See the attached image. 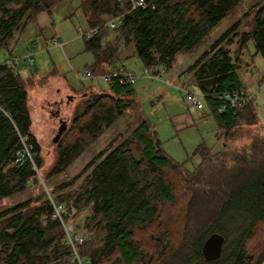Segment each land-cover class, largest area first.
I'll return each mask as SVG.
<instances>
[{
  "label": "trees",
  "instance_id": "1",
  "mask_svg": "<svg viewBox=\"0 0 264 264\" xmlns=\"http://www.w3.org/2000/svg\"><path fill=\"white\" fill-rule=\"evenodd\" d=\"M60 1L0 0V52L12 56L11 48L38 16L50 14ZM241 1L145 0V8L132 9L129 0H80L78 7L89 28L124 14L119 26L124 41L133 45L144 68H157L153 74H158L159 67L167 71L179 54L193 51ZM249 18L251 29L240 33ZM102 32L83 37L85 51L94 58L88 70L95 75L111 66ZM236 39L239 52L252 41L264 61V3L251 4L187 68L192 88L205 95L216 122L220 150L199 144L193 153L199 164L188 171L165 153L149 122L138 118L129 123L126 137L83 167L82 172L91 168L86 187L70 202L77 209L90 208L84 219L89 236L79 251L91 263L264 264V135L245 146L229 143L238 126L259 127L251 99L241 110L226 106L217 112L224 94L245 90L238 56L227 49ZM43 81L33 83L38 87ZM133 84L111 81L107 92L89 96L57 139L50 174L65 169L124 115L135 101ZM28 92L15 68L0 65V201L24 190L36 175L29 163H14L20 138L32 145L41 167ZM44 193L34 205L27 200L0 212V264H72L62 227L52 216L50 193ZM213 232L224 238L221 254L205 260L201 246Z\"/></svg>",
  "mask_w": 264,
  "mask_h": 264
},
{
  "label": "rangeland",
  "instance_id": "2",
  "mask_svg": "<svg viewBox=\"0 0 264 264\" xmlns=\"http://www.w3.org/2000/svg\"><path fill=\"white\" fill-rule=\"evenodd\" d=\"M79 3L80 0H62L56 3L50 14L41 13L32 28L19 38L11 48L12 56H9L7 51L0 52V62L3 56L20 60L25 57L33 59L31 64H23L21 61L15 67V71L27 81L31 133L39 146L41 158V167H38L34 160L33 171L36 175L26 183L25 189L0 201V212L27 200L30 205H34L38 203V198L44 199V192L47 195L50 193L54 200L58 198L64 203L72 201L86 187V176L91 168L82 172L83 167L96 154L108 152L120 138L126 137L130 131L129 123L133 124L138 118L149 122L165 153L174 161L184 163L188 171L199 164V158L193 155L199 144H204L213 151L220 150L221 141L216 138L218 128L209 114L204 98L198 96L200 104L194 107L187 105L185 101L183 89L199 94L197 90L191 89L192 72L187 68L199 54L208 49L214 39L239 19L251 4L264 3V0H242L193 51L179 54L171 69L165 71L159 67L158 74H153V70L157 68L149 69L155 78L147 79L141 75L144 67L136 57L128 60L126 66L136 77L133 84L134 104L123 116L118 117L109 127L104 128L90 140L87 147L79 151L65 169L57 174H50L56 160V145L53 138L59 126L58 118L51 115L58 107L54 102L63 100L59 107V117L65 116V123L69 127L74 113L82 110L83 103L91 94L107 92V85L102 80L81 79L94 58L84 49L82 33L88 32L90 28L78 7ZM250 29L249 18L241 24L239 32H248ZM100 34L103 35L102 43L111 65L115 60L119 61V64L122 63L118 59L119 56L130 57L132 44L124 41L120 27ZM54 40H58L61 46L54 45L52 43ZM227 49L233 58L238 56L240 81L245 91L252 95V104L259 122L257 128L244 126L236 128V137L229 143L234 146H245L253 138H261L259 136L264 135V61L255 51L252 41H248L247 47L241 52L238 51L237 39L227 46ZM113 58L115 59L112 60ZM40 80L44 81L38 87L35 86L33 82ZM185 84L188 85L183 88ZM65 95H69L70 100H67ZM66 101L68 104L64 105ZM174 118L179 124L177 129ZM262 196L263 193H260L257 197ZM81 207L75 209L70 222L78 231L88 232L84 227V219L90 208Z\"/></svg>",
  "mask_w": 264,
  "mask_h": 264
},
{
  "label": "built area",
  "instance_id": "3",
  "mask_svg": "<svg viewBox=\"0 0 264 264\" xmlns=\"http://www.w3.org/2000/svg\"><path fill=\"white\" fill-rule=\"evenodd\" d=\"M129 2L130 7L132 9L145 8L147 6L145 0H129ZM122 20V13L114 17L107 18L101 23L90 28L88 32H83L82 36L90 38L100 30L106 31L117 29L122 24ZM52 43L54 45L61 46L58 40H54L52 41ZM21 61L23 64H31L33 62V59L31 57H25L20 60L11 57H4L3 60L0 62V65L15 68ZM141 75L147 79H152L156 77L151 75L149 69L147 68H144L143 71H141ZM81 79H99L102 80L104 83L116 81L119 84H133L135 82L136 77L130 70L122 67L121 65H116L109 68L106 73L100 75H95L87 69L82 75ZM182 91L185 95V101L189 106L194 107L200 104V101L197 98L198 96H201L202 98L205 97V95L200 92L199 94H196L193 91H188L184 89ZM251 98L252 95L247 93L243 89H238L230 93H226L221 97L224 103L220 107H218L217 112H221L223 109H225L226 106L235 110H241ZM20 142L22 148L17 152L14 163L19 165L29 163L31 165L32 170H35L33 164L34 153L32 151V145L28 143L24 138H20ZM48 200L52 207V216L59 221L64 234V242L70 248V262L72 264H93L90 262V259L88 257L81 255L79 251L80 247H82L83 244L86 242L88 238V233L84 232L83 230L78 231L76 226L70 222V219L75 213L76 207L72 204V202H58L54 200L50 195H48Z\"/></svg>",
  "mask_w": 264,
  "mask_h": 264
},
{
  "label": "water",
  "instance_id": "4",
  "mask_svg": "<svg viewBox=\"0 0 264 264\" xmlns=\"http://www.w3.org/2000/svg\"><path fill=\"white\" fill-rule=\"evenodd\" d=\"M36 72V69H34ZM66 124L63 122L56 139L59 138L60 134L64 131ZM57 141V140H56ZM224 238L221 234L213 232L209 234L203 241L201 246V254L205 260L217 259L221 254L222 245Z\"/></svg>",
  "mask_w": 264,
  "mask_h": 264
},
{
  "label": "flooded vegetation",
  "instance_id": "5",
  "mask_svg": "<svg viewBox=\"0 0 264 264\" xmlns=\"http://www.w3.org/2000/svg\"><path fill=\"white\" fill-rule=\"evenodd\" d=\"M65 98L67 99V100H70V96L69 95H65ZM62 103H63V100H58V101H55L54 102V104L55 105H57L58 107H56L55 109H54V112H51V115L52 116H54V117H57L58 118V123H59V126H58V128H57V132H56V134H55V136H54V138H53V141H55V144H56V136H57V134L59 133V130H60V128H61V125H62V123L64 122H66V118H65V116H63V117H59V107L62 105ZM68 104V101H66V102H64V105H67ZM66 124V123H65ZM67 125V124H66Z\"/></svg>",
  "mask_w": 264,
  "mask_h": 264
},
{
  "label": "crops",
  "instance_id": "6",
  "mask_svg": "<svg viewBox=\"0 0 264 264\" xmlns=\"http://www.w3.org/2000/svg\"><path fill=\"white\" fill-rule=\"evenodd\" d=\"M106 32V31H105ZM107 40V39H106ZM105 42H107V41H105ZM132 57H136V55H135V52H134V48H133V45H132V53H131V55H130V57L129 56H123L122 55V57L121 56H119L118 57V59H120L121 61H122V63H118L119 61H117V60H115L114 61V63L109 67V68H111V67H113V66H116V65H121V66H123L124 68H126V69H128L127 68V66H126V62L128 61V60H131V58ZM3 58H4V56H3ZM122 58V59H121ZM115 58H113L112 60H114ZM186 85H188V84H185V85H183V88H185V86ZM191 89H193V88H191ZM185 90V89H184ZM186 90H188V89H186ZM252 99V98H251ZM187 103V102H186ZM188 105V104H187ZM205 117V116H204ZM173 120H175V128L177 129V128H179V124H178V121L176 120V118H174Z\"/></svg>",
  "mask_w": 264,
  "mask_h": 264
},
{
  "label": "bare ground",
  "instance_id": "7",
  "mask_svg": "<svg viewBox=\"0 0 264 264\" xmlns=\"http://www.w3.org/2000/svg\"><path fill=\"white\" fill-rule=\"evenodd\" d=\"M123 16H124V14H123Z\"/></svg>",
  "mask_w": 264,
  "mask_h": 264
}]
</instances>
